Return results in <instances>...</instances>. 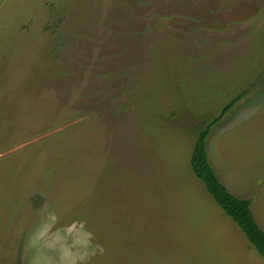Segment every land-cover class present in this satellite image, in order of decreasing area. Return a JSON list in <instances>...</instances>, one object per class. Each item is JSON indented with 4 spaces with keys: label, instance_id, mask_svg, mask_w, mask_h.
<instances>
[{
    "label": "rangeland",
    "instance_id": "1",
    "mask_svg": "<svg viewBox=\"0 0 264 264\" xmlns=\"http://www.w3.org/2000/svg\"><path fill=\"white\" fill-rule=\"evenodd\" d=\"M216 118L264 232V0H0V264H264Z\"/></svg>",
    "mask_w": 264,
    "mask_h": 264
},
{
    "label": "trees",
    "instance_id": "2",
    "mask_svg": "<svg viewBox=\"0 0 264 264\" xmlns=\"http://www.w3.org/2000/svg\"><path fill=\"white\" fill-rule=\"evenodd\" d=\"M238 99L239 97H236L228 103L221 110L220 117L223 116ZM219 118H216L204 128L200 129L191 152L190 167L196 178L203 183L212 200L224 214L237 225L248 242L264 259V232L252 215L251 201L238 198L231 194L220 182L207 158L205 140L211 126H213Z\"/></svg>",
    "mask_w": 264,
    "mask_h": 264
}]
</instances>
